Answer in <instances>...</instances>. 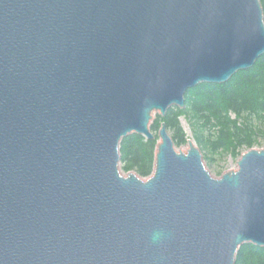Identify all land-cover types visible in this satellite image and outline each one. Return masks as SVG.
<instances>
[{"label":"water","instance_id":"1","mask_svg":"<svg viewBox=\"0 0 264 264\" xmlns=\"http://www.w3.org/2000/svg\"><path fill=\"white\" fill-rule=\"evenodd\" d=\"M264 56L261 0H0V264H236L264 248V149L214 178L165 123Z\"/></svg>","mask_w":264,"mask_h":264},{"label":"trees","instance_id":"2","mask_svg":"<svg viewBox=\"0 0 264 264\" xmlns=\"http://www.w3.org/2000/svg\"><path fill=\"white\" fill-rule=\"evenodd\" d=\"M264 10V0H261ZM186 117L194 139L206 159L230 153L236 158L243 152L264 146V56L252 69L238 72L225 84L203 83L188 90L185 108L171 107L165 117L151 125L155 140L132 134L120 143L121 167L142 179L154 171L158 133L163 123L176 147L188 145L189 138L181 124ZM222 175V172H219ZM236 264H264V248L243 245L236 256Z\"/></svg>","mask_w":264,"mask_h":264},{"label":"rangeland","instance_id":"3","mask_svg":"<svg viewBox=\"0 0 264 264\" xmlns=\"http://www.w3.org/2000/svg\"><path fill=\"white\" fill-rule=\"evenodd\" d=\"M158 116H162V115L160 113L155 114L153 121L151 122V125L158 118ZM181 124L184 127L188 138L190 140L195 141L191 125H190V123L186 117L181 118ZM177 149L186 151L188 149V145L177 147ZM256 149H264V146L261 148L257 147ZM245 152H247V151H245ZM245 152H243V154ZM202 153L204 156V164H205L207 170L211 173V175L214 178H219L221 176V175H219V172H222V174H223L229 170H237L238 169V161L240 160L241 156L243 155L242 154L241 156L236 158L235 156L231 155L230 153H222V154L213 156L214 161L210 162L205 157L206 153L205 152H202ZM120 170H121V173L123 175H125V176L128 175L127 173H125L122 170L121 164H120Z\"/></svg>","mask_w":264,"mask_h":264}]
</instances>
